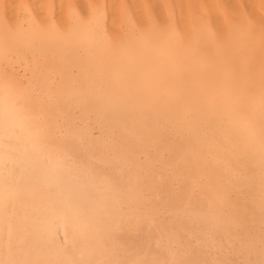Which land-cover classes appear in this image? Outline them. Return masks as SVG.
Instances as JSON below:
<instances>
[{"label": "bare ground", "instance_id": "1", "mask_svg": "<svg viewBox=\"0 0 264 264\" xmlns=\"http://www.w3.org/2000/svg\"><path fill=\"white\" fill-rule=\"evenodd\" d=\"M0 264H264V0H0Z\"/></svg>", "mask_w": 264, "mask_h": 264}]
</instances>
